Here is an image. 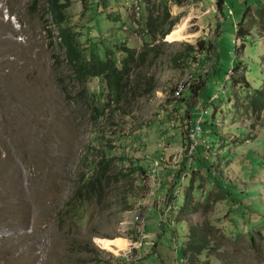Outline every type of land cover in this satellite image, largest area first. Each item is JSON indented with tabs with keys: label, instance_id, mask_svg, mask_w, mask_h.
Returning a JSON list of instances; mask_svg holds the SVG:
<instances>
[{
	"label": "rangeland",
	"instance_id": "obj_1",
	"mask_svg": "<svg viewBox=\"0 0 264 264\" xmlns=\"http://www.w3.org/2000/svg\"><path fill=\"white\" fill-rule=\"evenodd\" d=\"M61 3L63 27L101 60L121 45L139 52L146 43L157 58L135 70L118 106L109 99L97 114L99 81L75 80L57 41L50 0H0V264H175L189 227L204 219L232 238L215 233L219 254L202 263L264 264L263 227L249 230L251 244L237 234L250 209L264 220V112L255 117L246 104L258 94L231 88L224 73L246 60L251 75L241 87L264 91V0ZM243 9L240 28L247 34L235 40ZM182 21L186 38L168 40ZM199 42L208 48H189ZM115 56L119 66L122 56ZM188 104L200 119L195 136L193 124L187 133ZM210 142L216 181L193 186V202L211 191L208 212L175 224L170 186L177 168L182 161L195 165L192 158ZM101 150L110 159V179L70 221L64 216L76 179ZM235 201L247 207L236 226Z\"/></svg>",
	"mask_w": 264,
	"mask_h": 264
},
{
	"label": "trees",
	"instance_id": "obj_2",
	"mask_svg": "<svg viewBox=\"0 0 264 264\" xmlns=\"http://www.w3.org/2000/svg\"><path fill=\"white\" fill-rule=\"evenodd\" d=\"M51 9L54 12V20L55 26L58 31L57 41L58 44L65 51L66 59L69 66L73 69V75L75 80L80 84L85 85L92 79H97L99 81V88L95 97L101 102L100 108L96 105L93 106V110L98 114L99 110L102 112L107 109L109 104V99L112 100L117 106L122 102L124 93L128 85L130 84V79L135 73V70L145 65H150L152 60L155 59L156 55L154 53V49H149V45L147 43L144 47L139 51L135 52L134 50L121 45L117 47L116 51H108L105 54V58L101 60L91 49L85 45L81 44L77 41L75 36L71 33L69 29L63 27L62 21V12L61 8L64 7V4L61 3V0H50ZM218 2V6H220V1ZM244 9L241 12L240 20L238 21V27L234 28L235 31V40L237 38H244L246 34L241 28L240 25L243 24L244 19ZM175 23V22H174ZM171 24V26L174 25ZM170 31V29H169ZM169 32H167L168 34ZM166 34V35H167ZM207 47L204 43L199 42L195 46L189 47L192 51H195L199 47ZM204 47V48H205ZM92 50V51H91ZM120 54L122 59L120 61V65L117 66L114 62V58L116 54ZM157 58V57H156ZM247 61L243 59H237L235 61L234 66L229 71L228 68L224 71L226 74H230L229 83L231 88H240L251 89L255 91L258 96L255 97L250 104L247 103L246 107H248L252 112V114L257 117L260 112H264V91L262 89L257 88L256 90L252 88L253 85L247 86V88H242L241 83L246 81L247 76L251 75V71L247 68ZM222 68L221 63L215 65V72L219 73ZM242 71V75L235 74L236 71ZM230 72V73H228ZM234 78H238L239 81H235ZM220 80L217 78V81ZM145 86V85H144ZM141 85H138L137 88H140ZM148 87V85H147ZM153 90V89H152ZM228 91V90H227ZM228 95V92H227ZM141 96V95H139ZM210 98V97H209ZM220 100V97L218 98ZM98 102V101H97ZM245 102V101H244ZM243 102V103H244ZM172 110L177 114L180 112V108L176 106H172ZM188 113L186 114L187 121L190 122V127L187 131L189 134L191 124L194 125L196 118L193 117L191 113V107L188 104ZM245 115L248 117V111L245 112ZM214 113L211 119V126L215 123ZM247 141V139H246ZM206 149H202L200 158H192L195 161V165L187 164L186 161H182L180 166H178L176 175L174 177V181L172 182L170 188L174 191L175 201L172 207V210L175 212H171L170 216L173 222L179 223L181 221L180 218L185 217L189 214H203L206 215L209 209L210 203H208V199L210 198V192H207L205 195L201 193L199 197H196L198 200L193 202L194 194H193V186L197 182L201 181H216L213 177V170L211 168V151L213 142H210ZM92 157V158H91ZM90 160L85 163V167L82 169L80 175H78L75 186L73 187L72 195L70 200L66 204V215L64 218L69 219L70 221L74 218H79L84 211V207L89 206L94 202L95 199L99 197L103 189L105 188V183L110 179L108 176L110 172L109 163L110 159L106 158V154L104 150H101V153L95 156L91 155ZM83 164V163H82ZM141 175H144L145 172L142 170ZM144 172V173H143ZM122 179L123 177H119ZM185 180V182H184ZM119 182V179L115 182L116 184ZM184 186L183 194L180 195V190ZM227 195H232L233 193L226 192ZM203 196L205 200H203ZM178 197H181V203L178 202ZM217 199V195H215ZM202 199L203 202L200 200ZM177 200V201H176ZM231 200V199H230ZM205 201V202H204ZM232 202V201H231ZM233 210L230 211L234 215L233 221L239 222L244 218V209L247 210V207H242V203L240 201L233 202ZM230 212L228 214H230ZM250 216L246 221L243 220L244 226L242 227L241 232H237L238 236L242 237V241H246L249 244L252 243V232H249L253 226L261 225L263 227L262 231H264V220L260 217H255L259 214L256 209H250ZM260 215V214H259ZM223 226V225H222ZM221 230V231H219ZM224 229H217L211 225L206 219L202 221L200 225L191 226L188 229V233L186 235L185 242L181 245L180 250L177 255L179 258L187 259L189 264H204L201 262V258L204 256H212L218 255L221 246L218 241V238H224L225 240H231L232 236H225ZM215 233H218L216 237ZM259 237V235H258ZM241 240V239H240ZM238 242V241H237ZM223 254V253H222Z\"/></svg>",
	"mask_w": 264,
	"mask_h": 264
},
{
	"label": "bare ground",
	"instance_id": "obj_3",
	"mask_svg": "<svg viewBox=\"0 0 264 264\" xmlns=\"http://www.w3.org/2000/svg\"><path fill=\"white\" fill-rule=\"evenodd\" d=\"M185 29H186V24L184 21L176 25L173 30L169 33L168 35V40L170 41H182L186 37L185 35Z\"/></svg>",
	"mask_w": 264,
	"mask_h": 264
},
{
	"label": "built area",
	"instance_id": "obj_4",
	"mask_svg": "<svg viewBox=\"0 0 264 264\" xmlns=\"http://www.w3.org/2000/svg\"><path fill=\"white\" fill-rule=\"evenodd\" d=\"M229 13L231 14V10L229 11ZM180 92H181V87L179 86L175 89L174 95L179 96ZM200 131H201V129H200V119H199V120L195 121V123L193 125V128H192L193 136L198 135L200 133ZM156 165H157V163H156ZM183 262H184V259L182 258L178 261L176 260L175 264H183Z\"/></svg>",
	"mask_w": 264,
	"mask_h": 264
}]
</instances>
